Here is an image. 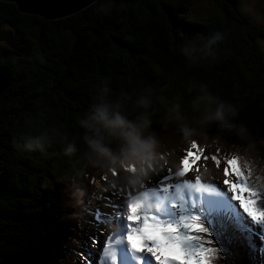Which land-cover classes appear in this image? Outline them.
<instances>
[{
  "label": "trees",
  "instance_id": "trees-1",
  "mask_svg": "<svg viewBox=\"0 0 264 264\" xmlns=\"http://www.w3.org/2000/svg\"><path fill=\"white\" fill-rule=\"evenodd\" d=\"M198 1L213 2L220 14L191 17ZM214 32L225 35L213 48L215 58L189 64L179 47ZM260 39L264 27L242 13L240 0H97L57 21L0 2V72L6 82L0 96V264H74L78 257L105 177L85 166L79 151L65 156L63 145L73 141L83 148L77 118L101 83L113 100L123 101L129 118L139 111L134 101L140 95L151 97L152 129L167 152L199 145L208 157L223 160L235 137H227L223 148L210 147L217 131L213 125L208 144H185L176 124L166 119L168 102L186 101L191 84L207 83L238 106L239 121L264 156ZM42 133L51 137L44 153L23 149L29 135ZM76 189L85 193L79 205ZM259 203L264 207V197ZM200 220L208 229L205 239L218 249L211 264L218 257L223 264H264L262 238L240 217L212 212Z\"/></svg>",
  "mask_w": 264,
  "mask_h": 264
},
{
  "label": "clouds",
  "instance_id": "clouds-1",
  "mask_svg": "<svg viewBox=\"0 0 264 264\" xmlns=\"http://www.w3.org/2000/svg\"><path fill=\"white\" fill-rule=\"evenodd\" d=\"M254 4L255 0H241L242 13L255 15ZM224 39V33L214 32L210 37L189 40L179 47V52L189 64L196 65L214 59L213 48ZM190 89L186 101L177 97L168 102L166 119L176 124L185 144H208V129L213 125L217 131L210 147L223 148L227 137H235L230 155L238 157L249 183L264 191V156L259 154L257 142L252 139L247 125L239 121L238 106L215 94L207 83L194 82ZM110 93L106 83L97 86L88 110L77 118L83 148L78 149L76 142L67 141L63 154L72 157L79 151L85 166L105 174L115 170L118 175L114 182L122 181L129 188L138 189L164 167L167 156L162 153L167 149L152 129L151 97L140 95L134 101L139 111L129 118L122 110L123 101L113 100ZM50 143V135L42 133L29 135L22 147L27 152L44 153ZM84 194L83 189L74 191L76 205L82 203ZM215 264H223L222 259L218 257Z\"/></svg>",
  "mask_w": 264,
  "mask_h": 264
},
{
  "label": "rangeland",
  "instance_id": "rangeland-1",
  "mask_svg": "<svg viewBox=\"0 0 264 264\" xmlns=\"http://www.w3.org/2000/svg\"><path fill=\"white\" fill-rule=\"evenodd\" d=\"M254 8L256 10V14L248 16L254 23L264 27V0H255ZM219 14L220 12L218 8L211 1H198L190 9V16L199 19H209L210 17H214ZM35 30L37 31V29ZM259 43L264 50V39H260ZM232 146L233 145L229 147L227 146L226 151L228 154L227 157L234 159L235 157H230L229 151ZM186 149L183 151L179 149H174L164 154L167 156V161L164 167L158 173H155L149 182L142 185L138 189L129 188L122 181L114 182L115 178L118 175L115 170L107 174L103 173L105 178L100 183V190L102 191L101 198L96 205L97 208L95 210L94 216L92 217V221L89 222V225L87 226V231L82 236L83 240L78 246L79 249L76 250V254L78 257H75L74 264H108V262H111V264H157V261L150 254L138 252L132 249L126 239H120L119 241H117L116 238L123 237L127 231V229L124 227L126 221H124L122 215L123 212L126 210L125 200L130 195L144 193L145 188L147 189V192L153 188L158 189L159 180L165 175V170L169 168L175 169L178 166L179 158L185 154ZM197 159H199L198 155L190 154L189 156H184L182 163L187 164L189 160L194 163ZM208 160L210 159H207V162H205L204 164L201 163L202 161L200 160L198 162V165L193 166V170L190 171L187 175L188 178L191 179L195 175L199 174L205 181L216 183V186L212 187L209 184V186L197 190L198 196H201V198L199 199H194V194H192V198H190L186 194V207L189 210V214H195L199 216V214L201 213L210 214V212H214L226 216L236 215L237 217H240L242 220H244L245 223L252 226L256 236L262 238L263 246L261 249L262 251H264V224L256 223L251 217L247 215L246 212L243 211V208L239 207V201L231 199V195L234 194L229 193L227 191V186L223 184V180L225 179L223 175V160H221L222 162L219 168L216 167L212 161L208 162ZM232 178L234 179V177ZM202 192L222 193L220 197L224 198V204L227 205L219 209H212L207 207L206 204L208 203L205 201V196L202 195ZM148 199L150 203L159 206V208L154 207L152 209V211L158 217L163 220H168L172 222L178 219V214L171 215L170 213H167V207H170V205L162 203L164 205L162 206V204L160 203L162 202V200L152 195L148 196ZM109 208H112V210ZM257 215H259V213H257ZM109 235H112L113 239L112 251L113 249V252L116 251L115 258L117 259L114 263L112 257L109 256L110 258H112L110 259L108 258V256L104 255ZM148 235H150V239L153 238V236L155 235L159 237L158 233L152 232L151 230H149ZM136 237L138 238L136 239ZM139 237L140 236H134L132 238V242L136 243L137 241H139L142 238ZM162 246L163 245L161 243V246L153 248V251L158 252L159 255H161L162 257H171L173 259H176V257H178V259H183L182 257L184 254L180 251L179 248V250L174 249L173 251H170L171 253H168V251L165 249V246H163V248L161 249ZM119 249H121L122 252ZM121 253H123V256L121 255ZM190 263L195 264V260L191 259L187 261V264ZM201 264H204V261H201Z\"/></svg>",
  "mask_w": 264,
  "mask_h": 264
},
{
  "label": "snow or ice",
  "instance_id": "snow-or-ice-1",
  "mask_svg": "<svg viewBox=\"0 0 264 264\" xmlns=\"http://www.w3.org/2000/svg\"><path fill=\"white\" fill-rule=\"evenodd\" d=\"M190 154L198 155L199 159L194 163L191 160L187 164L182 163L184 156ZM206 157L219 168L222 161L218 155L208 157L199 145H194L192 148L186 149L185 154L179 158L178 166L175 169L165 170V175L159 180L158 189L153 188L145 193L128 196L125 200L126 210L122 214L126 221L124 227L127 231L123 237H117V241L126 239L132 249L150 254L157 264H187V261L191 259L195 260V264H201V261H204V264H211V259L218 249L211 246L213 244L211 239H205L203 234L208 233V229L200 217L189 214L186 207V192L190 194L192 190H200L209 184L212 187L216 186V183L205 181L199 174L191 179L188 178L187 174L193 170V166L198 165L200 160H207ZM223 164L225 177L223 184L227 186L229 193L234 194L231 195V199L239 201V207L243 208V211L256 223L264 224V207L259 203L264 197V193L249 183L244 171L234 159L225 156ZM149 192L152 196L167 202V205H170L167 207V213L178 214V219L172 222L158 217L152 209L159 208V206L149 202ZM149 230L158 233L159 239H150ZM134 236L143 238V247L138 248L132 242ZM161 239L165 247L178 245L184 254L183 259L162 257L158 252L153 251V248L161 246ZM112 243V235H109L104 255L111 256L114 260L115 253L112 251Z\"/></svg>",
  "mask_w": 264,
  "mask_h": 264
},
{
  "label": "water",
  "instance_id": "water-1",
  "mask_svg": "<svg viewBox=\"0 0 264 264\" xmlns=\"http://www.w3.org/2000/svg\"><path fill=\"white\" fill-rule=\"evenodd\" d=\"M97 0H0L13 3L18 11L24 15H33L47 21H57L77 14ZM6 86L5 79L0 72V96Z\"/></svg>",
  "mask_w": 264,
  "mask_h": 264
},
{
  "label": "bare ground",
  "instance_id": "bare-ground-1",
  "mask_svg": "<svg viewBox=\"0 0 264 264\" xmlns=\"http://www.w3.org/2000/svg\"><path fill=\"white\" fill-rule=\"evenodd\" d=\"M147 189L145 188V192H147L146 191ZM144 192V193H145ZM186 194L190 197V198H192V194H194L195 195V197H194V199H199V198H201V196H198V193H197V190H192L191 191V193L189 194V193H187L186 192ZM222 193H219V192H213V193H205V192H202V195H204L205 197V201L208 203V204H206V206L207 207H209V208H217V209H219V208H223V207H225L227 204H224V198H221L220 197V195H221ZM151 195V193L149 192V195L148 196H150ZM159 199V198H158ZM160 202V201H159ZM161 204L163 203V204H167V202H165V201H162V202H160ZM216 203H221V204H216ZM162 204V206H164ZM210 204V205H209ZM164 208V207H163ZM109 209H111L112 210V208H109ZM149 237H150V235H149ZM138 237H136V239H137ZM140 238V237H139ZM159 239V237H157L156 235L155 236H153V238H151V239ZM161 243H162V245H163V240L161 239ZM136 245H137V247L138 248H141V247H143V238H141L139 241H137L136 243H135ZM163 248V246L161 247V249ZM179 248V246L178 245H168L167 247H165V249L168 251V253L170 252V251H173L174 249L175 250H179L178 249ZM121 252H122V250L121 249H119ZM118 250V251H119ZM158 250H160V249H158ZM113 251H114V249H113ZM116 252V251H115ZM114 252V253H115ZM161 252V251H160ZM167 253V254H168ZM171 253V252H170ZM181 253V252H180ZM120 255V254H119ZM121 255L123 256V253H121ZM170 255V254H169ZM174 255H176V254H174ZM111 257V256H110ZM109 256H108V258H110ZM107 258V257H106ZM171 258V257H170ZM183 258V257H182ZM110 259H112V258H110ZM116 259L117 258H115L114 260H113V263L114 262H116ZM176 259H178V257H176ZM108 260V259H107ZM107 260H106V263H107ZM108 264H111V262H108ZM191 264V263H190Z\"/></svg>",
  "mask_w": 264,
  "mask_h": 264
}]
</instances>
